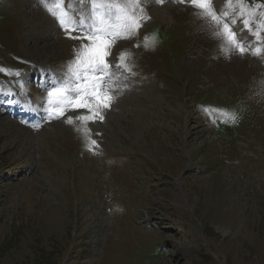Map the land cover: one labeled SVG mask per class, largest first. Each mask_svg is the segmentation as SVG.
Instances as JSON below:
<instances>
[{"label": "rangeland", "instance_id": "rangeland-1", "mask_svg": "<svg viewBox=\"0 0 264 264\" xmlns=\"http://www.w3.org/2000/svg\"><path fill=\"white\" fill-rule=\"evenodd\" d=\"M62 1L0 0V81L47 116L28 122L0 102V264H264V8L243 0L241 16L237 0H211L228 13L217 23L187 0L128 5L139 28L111 60L108 110L17 79L37 62L86 86L73 69L90 41L70 36L89 28L78 16L84 31L66 32ZM86 1L64 6L79 15ZM224 23L251 38L243 54L218 35ZM80 100L85 111L58 115Z\"/></svg>", "mask_w": 264, "mask_h": 264}, {"label": "snow or ice", "instance_id": "snow-or-ice-1", "mask_svg": "<svg viewBox=\"0 0 264 264\" xmlns=\"http://www.w3.org/2000/svg\"><path fill=\"white\" fill-rule=\"evenodd\" d=\"M140 2L141 0H126V3L122 4L121 0H88L90 4V16L92 18L99 17L100 24L103 26H97L94 23L93 26L85 32L83 37L70 36V38H82L90 41V44L83 45L81 52L77 54L75 68L73 69L76 81L86 86L83 89L79 87L71 89L67 86H54V90L49 92L50 98H55L57 104L65 102L71 103L75 97H69L68 93L74 90L77 95H79V93L83 91L86 99H95L97 101L98 108L108 107L110 105L111 96L103 94L105 76L110 67L107 58L112 54L110 49L118 40L128 39L131 32L139 28L138 19L130 14L127 8L128 5L139 7ZM182 2H184V0H182ZM187 2L200 9L202 13L209 16L217 23L223 22L222 17L228 15V13L217 15L215 10L211 7V0H187ZM237 3L241 8L240 15L243 16L246 11L243 0H237ZM227 4L231 7L232 0H227ZM59 22L69 34L73 31H84L78 27V22L74 23L73 17H69L67 13H64V15L59 18ZM235 22L236 21L233 20L231 23L234 24ZM243 24L249 32L252 31L248 19H244ZM258 27L264 28V23L260 24ZM218 35H222L226 42L233 45L241 54L246 51V45L240 42L239 38L232 31L229 23L223 24V31L222 33H218ZM253 35L259 38V31L254 32ZM260 51L261 49H255L253 54H259ZM124 59L125 55L122 53L120 60L123 61ZM119 66L123 65L121 64ZM0 71H3V69H0ZM75 107L84 108L89 107V105L85 103L84 100H80L76 103ZM58 115H63V112H59ZM96 115H98V112H93L92 118H95ZM100 118L102 119V116ZM80 119L87 120L89 117L82 116ZM68 122L71 123V119H69Z\"/></svg>", "mask_w": 264, "mask_h": 264}, {"label": "bare ground", "instance_id": "bare-ground-1", "mask_svg": "<svg viewBox=\"0 0 264 264\" xmlns=\"http://www.w3.org/2000/svg\"><path fill=\"white\" fill-rule=\"evenodd\" d=\"M61 1V0H60ZM152 1V0H151ZM61 3V2H60ZM58 5V4H57ZM60 6V5H59ZM58 6V7H59ZM164 6H169L168 4H166V5H164ZM61 7V6H60ZM78 11H80L81 12V14L83 15V17L85 18V20H87L88 21V19H89V16H90V14H89V11H88V9H87V6L86 5H84V6H79L78 5ZM64 12V11H63ZM158 12V11H157ZM156 12V14H155V16H160L161 15V13H157ZM65 13V12H64ZM73 14L75 15V11H70L69 13H68V16L69 17H73V19H74V21H75V18H74V16H73ZM78 14V13H77ZM62 15V14H61ZM238 38H239V40H241L242 42H244V43H246L248 40H249V38L244 34V33H240L238 36H237ZM260 57V56H259ZM261 58V57H260ZM264 59V58H263ZM43 65V64H42ZM0 90H2L4 93H9V90H11V87L9 86V85H4V84H2V83H0ZM116 89H114V90H112L113 91V94H115L117 91H115ZM30 100H27V99H22L21 100V103L23 104V106L24 107H26V110H25V113H27V114H32V111L29 109V107H30ZM15 114L16 113H21V112H19V110H16L15 112H14Z\"/></svg>", "mask_w": 264, "mask_h": 264}]
</instances>
